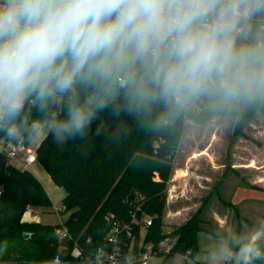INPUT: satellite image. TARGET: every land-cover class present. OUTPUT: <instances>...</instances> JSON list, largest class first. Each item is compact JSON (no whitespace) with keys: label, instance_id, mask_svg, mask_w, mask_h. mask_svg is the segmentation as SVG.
I'll use <instances>...</instances> for the list:
<instances>
[{"label":"clouds","instance_id":"9594fccd","mask_svg":"<svg viewBox=\"0 0 264 264\" xmlns=\"http://www.w3.org/2000/svg\"><path fill=\"white\" fill-rule=\"evenodd\" d=\"M252 112L264 0H0V145L117 141L129 119L192 139ZM261 242L264 223L210 264L264 261Z\"/></svg>","mask_w":264,"mask_h":264},{"label":"trees","instance_id":"16d2710c","mask_svg":"<svg viewBox=\"0 0 264 264\" xmlns=\"http://www.w3.org/2000/svg\"><path fill=\"white\" fill-rule=\"evenodd\" d=\"M111 123L109 120V130ZM125 123V134L117 141L90 137L61 149L48 138L37 145V161L66 190L61 211L69 212L63 222L72 238L64 248H60L57 232L62 223L51 225L24 218L29 207L52 204L44 184L31 169L10 165L5 150L0 152V263L46 264L59 254L73 264H90L100 249L103 255L114 249L109 237L118 223L117 245L123 258L138 257L150 246L155 255L163 256L160 264H166L175 255L195 254L199 231L215 233L205 217L210 195L171 232L163 231L173 160L182 135L151 132L130 119ZM247 186L264 191L260 186ZM219 197L236 209L240 231L245 220L241 207L232 198ZM147 217L152 222L146 226ZM168 239H172L170 248L161 249L160 243ZM75 241L83 250L78 259L71 256Z\"/></svg>","mask_w":264,"mask_h":264},{"label":"rangeland","instance_id":"374dc122","mask_svg":"<svg viewBox=\"0 0 264 264\" xmlns=\"http://www.w3.org/2000/svg\"><path fill=\"white\" fill-rule=\"evenodd\" d=\"M238 123L197 134L192 139L184 136L180 139L163 212V231L171 232L201 205L207 195L210 196L205 207V217L215 231H199L198 249L195 254L190 253V264H210L209 254L214 249L221 244L229 245L233 236L249 235L264 223V191L247 186L264 188V112L250 117L243 116ZM40 141L33 145L37 146ZM31 170L44 184L52 204L33 207L34 212L26 213L25 218L51 225L61 224L69 216L68 211H59L65 188L57 185L37 160ZM220 195L226 200L232 198L241 207L245 220L242 221L240 231L236 209L223 204ZM171 243L172 239H168L160 243V248L169 249ZM233 253L235 255V249ZM162 261L163 256L155 255L149 259L148 264H160ZM186 262L185 256L175 255L166 264ZM226 264H235V261Z\"/></svg>","mask_w":264,"mask_h":264},{"label":"built area","instance_id":"2783aa9c","mask_svg":"<svg viewBox=\"0 0 264 264\" xmlns=\"http://www.w3.org/2000/svg\"><path fill=\"white\" fill-rule=\"evenodd\" d=\"M0 147H3L6 152L7 162L18 169H22V170L31 169L32 165L37 160V146L33 145V143L24 142L23 144L20 145H16V144L8 145L7 143H4L3 145H0ZM59 211H61V209ZM31 212H33V208L29 207L24 213V218L26 213H31ZM151 222L152 221L150 217H147L145 219L146 226L150 225ZM57 232L61 240L60 248H64L65 243L72 238L64 222H62V225L57 228ZM118 233H119V224L115 223V227L112 231V234H110L109 237L110 241L114 243L115 246L114 249L111 252L104 255L102 253V250L100 249L97 253L96 260H91L90 264H93L94 262H97V264H148L149 259L155 256V253L149 246L148 249L138 257L128 256L126 258H123L121 252L119 251V246L117 245L119 241ZM189 255L190 253H186L183 255L187 260L186 264H190ZM71 256L75 259L81 258L83 256V250L76 241L74 242V245L71 248ZM46 264H73V263L70 260L63 259V257L58 254L53 258L52 261Z\"/></svg>","mask_w":264,"mask_h":264},{"label":"crops","instance_id":"0c3cea01","mask_svg":"<svg viewBox=\"0 0 264 264\" xmlns=\"http://www.w3.org/2000/svg\"><path fill=\"white\" fill-rule=\"evenodd\" d=\"M176 171H177V174H178V169H176ZM175 177H177V175L175 176ZM196 210V209H195ZM195 210H193L192 212H190V214L186 217V218H184L183 219V221H185ZM33 212H34V209H33ZM32 213V212H31ZM182 221V222H183Z\"/></svg>","mask_w":264,"mask_h":264},{"label":"water","instance_id":"95a60500","mask_svg":"<svg viewBox=\"0 0 264 264\" xmlns=\"http://www.w3.org/2000/svg\"><path fill=\"white\" fill-rule=\"evenodd\" d=\"M25 237H27V234L25 235Z\"/></svg>","mask_w":264,"mask_h":264}]
</instances>
